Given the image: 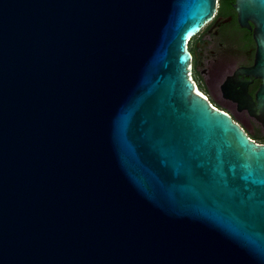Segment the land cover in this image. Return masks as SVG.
Masks as SVG:
<instances>
[{"label": "water", "instance_id": "water-1", "mask_svg": "<svg viewBox=\"0 0 264 264\" xmlns=\"http://www.w3.org/2000/svg\"><path fill=\"white\" fill-rule=\"evenodd\" d=\"M217 7L0 0V264H264V144L191 74Z\"/></svg>", "mask_w": 264, "mask_h": 264}, {"label": "flooded vegetation", "instance_id": "flooded-vegetation-1", "mask_svg": "<svg viewBox=\"0 0 264 264\" xmlns=\"http://www.w3.org/2000/svg\"><path fill=\"white\" fill-rule=\"evenodd\" d=\"M235 0L218 1L213 19L189 42L195 85L220 96L218 108L227 112L250 138L264 137V126L250 113L262 79L256 70L258 47L255 26L241 19ZM258 128L259 131H255ZM256 142L260 140L255 139Z\"/></svg>", "mask_w": 264, "mask_h": 264}, {"label": "rangeland", "instance_id": "rangeland-1", "mask_svg": "<svg viewBox=\"0 0 264 264\" xmlns=\"http://www.w3.org/2000/svg\"><path fill=\"white\" fill-rule=\"evenodd\" d=\"M198 89L200 90L199 86L197 85ZM205 89V88H204ZM206 90V93H202L203 95L206 94L207 98L213 103L212 105L214 106H217V105H221L220 102H219V98L220 96H217L215 93H214V90L211 91V93L207 90ZM201 91V90H200ZM222 106V105H221ZM255 131H259L258 128H255ZM258 140H260V142H263L264 141V137L262 136H257Z\"/></svg>", "mask_w": 264, "mask_h": 264}, {"label": "trees", "instance_id": "trees-1", "mask_svg": "<svg viewBox=\"0 0 264 264\" xmlns=\"http://www.w3.org/2000/svg\"><path fill=\"white\" fill-rule=\"evenodd\" d=\"M218 1L220 2V0H218ZM199 88H200V90H201L202 93H206V90H205L202 86H199ZM204 95L207 96L206 94H204ZM210 102H211V101H210ZM211 104H213V103L211 102ZM214 107L218 108V107L215 106V105H214ZM218 109H220V108H218ZM220 110H221V109H220ZM223 111H224V110H223ZM251 139H254V140H255V139H257V138L254 137V138H251Z\"/></svg>", "mask_w": 264, "mask_h": 264}, {"label": "built area", "instance_id": "built-area-1", "mask_svg": "<svg viewBox=\"0 0 264 264\" xmlns=\"http://www.w3.org/2000/svg\"><path fill=\"white\" fill-rule=\"evenodd\" d=\"M204 97L206 98V99H208L205 95H204ZM212 105V104H211ZM213 106V105H212Z\"/></svg>", "mask_w": 264, "mask_h": 264}]
</instances>
